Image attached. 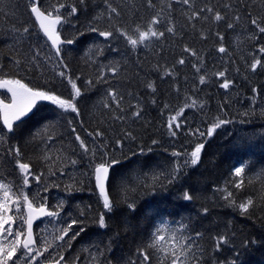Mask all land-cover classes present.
I'll use <instances>...</instances> for the list:
<instances>
[{"label":"trees","instance_id":"obj_1","mask_svg":"<svg viewBox=\"0 0 264 264\" xmlns=\"http://www.w3.org/2000/svg\"><path fill=\"white\" fill-rule=\"evenodd\" d=\"M190 2L191 7L179 0H152L153 6H149L148 0H84L83 3L41 0L45 8L57 3L66 5L60 9L66 19L60 27L61 37L73 39L74 43L62 48L61 63L30 15L28 0H0V65H3L0 77L22 79L31 87L48 88L70 98V85L56 75L66 71L83 93L76 101L79 116L41 104L0 143V153H4L0 179L11 182L9 195L13 200L22 183L14 167L15 159H20L30 164L33 175H40L39 183L30 176V184L24 187L34 205L45 203L50 210H56V205L64 202L59 219L50 218L36 227L37 248L43 251L44 240L50 246L43 256H37L35 264H47L46 258L57 250L63 252L68 264H73L76 257H79L76 264H103L105 259L111 260V264L130 261L140 264L141 249L148 253L149 264H171V250L180 240L179 231L175 241L169 239V232L160 233L165 236L162 248L167 250V255L163 251L159 253L164 256L162 261L154 259V252L148 247L157 228L164 225L169 229L184 225V235L201 234L193 249L202 252L200 264H233V261L264 264V53L260 52L264 47V33H259L251 24V19L256 18L264 26V0ZM109 4L117 9L119 16L113 13L109 19ZM71 6L77 8L74 15H70ZM206 7L220 12L226 19L214 21L212 13L205 10L201 17L207 20H189L193 12ZM157 13L161 23L155 27L165 35L146 41L147 46L140 45L133 51L115 32L119 27L135 37L134 28L139 25L146 30ZM237 15L241 18L238 23L234 20ZM227 22L235 23V27L227 28ZM173 24L176 35L166 31ZM23 27H29L27 34L15 31ZM92 27L111 30L114 36L105 40L98 32L90 31ZM220 46L226 49L224 53L218 51ZM185 47L197 56L184 51ZM37 49L40 56L31 61ZM49 56L51 59H47ZM16 59L22 62L19 68L15 65ZM181 59L183 64L179 63ZM256 59H260L261 66L252 71L251 64ZM63 64H67V69ZM111 66H118L116 74L108 71ZM167 70L172 74L166 75ZM218 72L225 75L219 77ZM102 74L103 79L98 80ZM200 76H205L204 84L199 82ZM89 79L92 85L86 83ZM225 80L231 81L227 89L221 87ZM150 83H154L155 91L147 87ZM109 90L117 93L119 106L108 96ZM0 97L8 101L6 95ZM193 100L197 105L185 108ZM104 102L111 107L105 108ZM181 108H184L183 114L174 122L180 128L174 127L176 136H171L168 120ZM137 110L138 117L133 115ZM217 118L229 123L209 137L207 130ZM49 123L53 125L51 141L36 135ZM196 129L205 136L192 135ZM0 131L6 133L2 127ZM97 131L103 135H89ZM76 134L90 149L94 144H103L109 158L120 161L109 179L114 209L106 216L105 229L92 222L102 209L94 195V186L82 175L90 172V166L88 157L82 155ZM198 143H205L200 162L183 167L169 183L173 162L183 161ZM15 147H19L20 157L7 154L8 148ZM173 151L184 155L174 157ZM46 155L50 159L45 160ZM100 155L97 149L95 162H99ZM68 158L78 163L72 166ZM240 166L245 171L236 177L234 169ZM79 180H83L82 187L77 183ZM240 180L243 183L237 188L235 185ZM69 186H72L70 192L66 190ZM45 187L47 192L43 191ZM228 192L232 193L229 199L237 205L251 198L253 205L249 212L241 214L237 207L230 206L224 198ZM185 193L192 199H183ZM126 201L135 204V211L129 210ZM24 208L21 201V213ZM81 211L84 217L79 216ZM8 215L15 216V212ZM70 218L84 219L86 231L71 241L68 248L55 236L60 234L57 229L66 226ZM20 222V216H15V224ZM79 227L74 226L73 231ZM221 236L227 242L216 251V239ZM8 242L9 238L4 243ZM108 242L110 252L105 248ZM97 248L105 252V257H99ZM189 264L195 262L190 260Z\"/></svg>","mask_w":264,"mask_h":264},{"label":"snow or ice","instance_id":"obj_2","mask_svg":"<svg viewBox=\"0 0 264 264\" xmlns=\"http://www.w3.org/2000/svg\"><path fill=\"white\" fill-rule=\"evenodd\" d=\"M81 3L84 0H80ZM185 5H189L191 7L190 0H179ZM29 4V12L30 15L34 18L36 26L38 27L39 31L46 37V41H50V48L54 50L55 56L59 59V61L63 62V55H62V45L68 44L71 45L74 43L73 39H64L61 37L60 26L66 22L65 17L61 14L60 9L64 8L66 5L64 3H57L56 5L45 8L43 7L41 0H28ZM149 6L152 5V0H148ZM171 5H169V8ZM225 7H231L230 5H225ZM109 9V19H111V15L115 13L119 16V12H117L116 8H113L110 4L108 5ZM207 11L212 13L214 21H221L225 20L226 17L222 16L220 12L214 11L211 7H206V9H201L200 12H193L192 15L189 17V20L195 19H204L207 20V17H201V12ZM77 13V8L75 6H71L70 8V15H74ZM250 15V14H249ZM160 14L157 13L155 17L149 21L147 29H142L139 25L134 28L136 36L129 34V32L123 28L117 27L115 32L118 33L120 37H122L128 45L131 46V49L135 51L140 45H145L146 41H151L153 38L157 40L164 37L165 32L159 31L155 26L161 23L159 18ZM99 18V17H98ZM240 16L237 15L234 17L235 22L240 21ZM251 24L255 26L259 33H264V26H262L256 18L251 19ZM194 26V25H193ZM227 28L232 29L235 27V23L227 22ZM17 32H22L27 34L29 32V27H23L22 29H15ZM92 32H98L99 36L103 37L105 40L112 38L114 36L113 31L105 30L100 31L96 27L90 28ZM168 33L176 35L175 25H171L166 28ZM220 40H223V36L220 33L216 34ZM147 46V45H145ZM98 52L102 53V49H98ZM184 51L190 52V54L195 57L197 53L191 49L185 47ZM218 51L224 53L226 49L223 46L218 48ZM260 52L264 53V47L260 48ZM40 56V50L37 49L36 54L31 57V61H35L36 58ZM47 59H51V57H47ZM15 65L19 68L20 64L22 63L21 60L16 59ZM180 64L184 63V60H179ZM39 67V65H36ZM258 66H261L260 59H256L251 64V70L255 71ZM67 64H63V68L67 69ZM195 67V65H194ZM3 68V65H0V69ZM118 66H111L108 68L113 74L118 72ZM197 72L200 71L199 67L196 68ZM166 75H171V70H167ZM56 75L61 79V81H67V84L70 85L71 93L70 98H64L61 95H58L56 92L48 89V88H36L29 86L28 83H25L22 79L16 78H7L0 77V89H5L7 93H10V97L8 102H5L3 98H0V119H2V129L6 130V133L0 131V143H3L6 138L7 134L13 133L14 126L19 127L17 122H23V119L28 117L30 113L33 112V109L36 108L37 103L40 101H47L50 102L56 109L67 113L72 112L79 116V109L77 107L76 101L79 97L83 94L81 88L77 85L76 80H74L69 73L66 71H59ZM217 76L223 77L225 72H218L216 73ZM79 77H77V80ZM103 79V74L98 77V80ZM201 84L205 83V76H200ZM88 85H92V80L89 79L86 81ZM231 81L225 80L224 83L221 84V87L227 89L230 85ZM147 87L151 88L155 91L154 83H150ZM108 96L111 100L115 101L117 106H119L120 101L117 99V93L114 91L109 90ZM154 102V101H153ZM197 105V101L193 100L191 105H185L187 107H195ZM202 106V105H201ZM105 108H110L111 105L107 102H104ZM167 107V105L165 106ZM184 108H181L176 116H172L168 120L167 127L169 129V133L171 136H176V131L173 130L175 127L176 129L180 128L179 123H175L176 117L183 114ZM134 116L138 117L140 115L139 110L133 113ZM117 119H121V117H117ZM229 123L228 120L219 119L213 123L207 130V136H212L217 129L221 128L223 125ZM53 125L51 123L44 126L41 132H38L36 135L41 136L42 138L46 136L48 141L54 139V136L51 134V129ZM72 132L75 133L76 129L73 127ZM192 135H198L200 137H204L205 133L196 129L194 132L191 133ZM90 136L94 135L95 137H101L103 133L97 131L94 134L89 133ZM129 137L131 136L130 133H127ZM76 141L79 142V148L82 150V155L88 157V163L90 166V172H84L82 175L85 179L89 181L94 186L95 192L94 195L96 196L97 203L102 211L98 212V215L95 219H93V223L96 224L99 228L105 229L107 228V220L106 216H109L113 209L114 204L112 197L109 193V178L112 169L120 163L119 160L114 158H109L107 151H105V146L103 144H94L93 147L90 149L89 146L85 143L83 139H81L79 134L75 135ZM117 143L122 147V143L117 141ZM156 143V141H153ZM205 147V143H198L194 146L193 150L190 153H187V157L181 161L177 159L173 162V168L170 173V179L168 180L169 183L172 180H175L176 177L180 174L181 170L185 166H196L201 160V154ZM97 149H99L101 155L99 157V162L96 161L97 157ZM7 154L20 157V149L19 147L15 148H8ZM4 153H0V161H2ZM184 155L181 152L173 151L172 156L174 157H181ZM45 160L50 159L49 156L44 157ZM59 159V157H58ZM68 163L72 166H75L78 161L75 159L68 158ZM14 167L17 169L18 174L22 177V183L19 186V190L15 193V199L13 200L12 197L9 195L10 187L9 183H5L2 179H0V191H2L3 196L0 197V264H35L37 256H43L45 252L49 251L50 242L44 240V248L43 251H40L38 248L35 247L36 240L33 234V222L35 219L39 217H49L51 219H59L60 212L64 208V202L61 201L56 205V210H49L45 203H40L38 206L33 204V201L29 199L27 193L24 191V187L30 184V176L37 182H40V175H33L31 173V166L29 163L22 162L20 159H15ZM62 171V169H61ZM245 171L244 166L236 167L234 169V175L236 177H241ZM51 175H55L54 171L50 170ZM43 175V173H41ZM77 183L82 187L83 180L77 181ZM243 180H240L236 183V187L239 188ZM59 185H57L58 187ZM72 186H69L66 190L69 192L71 191ZM43 191L47 192L48 188L45 187ZM37 196L40 195L39 192L36 194ZM232 197V193L228 192L227 195L224 197L225 200L229 201L230 206H235L239 209L241 214H246L249 212L250 207L253 205V200L251 198L247 199L246 202L236 204L235 200H230L229 198ZM183 199L191 200L192 196L190 194L185 193ZM46 200V198H45ZM11 201V203H10ZM21 201L23 202V206L25 207V212L21 213ZM127 203V201H126ZM14 206V208H13ZM91 208V205L87 206ZM127 207L131 211H135V204L134 203H127ZM15 212V216H20L21 222L19 224H15V216L8 215L10 212ZM205 213L207 209L204 210ZM84 212L81 211L79 213L80 217H84ZM84 219H77V218H70L66 226L63 228L57 229L60 233L59 235L55 236L56 240L64 241L68 248L71 247V241L75 240L77 237L80 236L81 233L86 231V227L84 225ZM15 224V232H13V225ZM5 225L8 227L6 228ZM81 225L78 231H73L74 226ZM184 225H180L179 229H169L166 225L157 228L156 233L153 234V239L150 241L148 247L151 248L154 252V259L157 261H162L164 256H160V252H164L167 255V250L162 248L161 242L165 240V236L161 235L162 232H169L170 236L169 239L175 241V237L177 231L181 233L180 240L178 243H175L173 249L171 250L172 260L171 264H189V261H194L195 264H200L202 260V252L194 251L193 249L196 247V240L200 237V233H196L193 235H184L185 231ZM72 232V235L69 236V233ZM8 237H13V239L8 242L4 243V240H7ZM21 237L24 239L21 240ZM65 237H68V240L65 241ZM43 240L44 238L41 237ZM227 242V238L224 236L218 237L216 239V251L220 250V246L223 243ZM95 247V245H94ZM105 248L108 252L111 251V244L108 242L105 244ZM177 249H179V254H177ZM99 253V257H105V252L102 251L100 248L96 249ZM19 252V255H18ZM36 255H33V253ZM191 254V255H189ZM139 255L142 257L140 264H149V255L143 249L139 250ZM58 257V258H57ZM183 257V260H181ZM94 260H97V257H93ZM47 264H61L63 261L64 264H68L65 261V257L63 252L57 250L55 253L50 254V258H46ZM79 261V257L75 258L73 264ZM99 264V262H98ZM103 264H111V260L105 259ZM129 264H135V261H130ZM235 264V261H233Z\"/></svg>","mask_w":264,"mask_h":264},{"label":"water","instance_id":"obj_3","mask_svg":"<svg viewBox=\"0 0 264 264\" xmlns=\"http://www.w3.org/2000/svg\"><path fill=\"white\" fill-rule=\"evenodd\" d=\"M45 38H46V37H45ZM48 42H49V44H50V41H48ZM65 45H66V44H65ZM65 45H62V47L65 46ZM0 93L7 94L9 97H10V95H11L10 93H7L5 89H0ZM40 104H50V105H52L50 102H47V101H40V102L37 103L36 108H37L38 105H40ZM36 108H35V109H36ZM35 109H33V112L30 113V114L28 115V117L24 118L23 121H25V120H27L28 118H30V117L33 115ZM1 121H2V119H1ZM17 123H19V122H17ZM47 208H48V207H47ZM25 210H26V209H25ZM48 218H49V217H46V216H45V217H39V218H37V219L34 220V222H33V234H34L35 240H36V236H35V227H36V225L39 224V223H41V222H43V221H45V220L48 219ZM36 246H37V243H36L35 247H36Z\"/></svg>","mask_w":264,"mask_h":264}]
</instances>
